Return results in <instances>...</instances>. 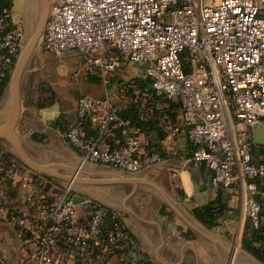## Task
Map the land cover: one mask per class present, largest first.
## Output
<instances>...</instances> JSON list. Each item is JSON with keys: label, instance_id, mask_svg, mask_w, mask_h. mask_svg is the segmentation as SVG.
<instances>
[{"label": "built area", "instance_id": "1", "mask_svg": "<svg viewBox=\"0 0 264 264\" xmlns=\"http://www.w3.org/2000/svg\"><path fill=\"white\" fill-rule=\"evenodd\" d=\"M41 47L57 56L75 53L79 68L105 84L118 76L121 61L138 66L156 92L180 104V125L161 118L168 136L185 135L191 161L206 164L213 185L239 190L243 218L262 226L264 162L255 159L252 129L264 121V0H51ZM22 49V30L6 9L0 92ZM76 115L65 139L85 162L138 174L162 161L137 138L110 141L114 129L134 125L113 98L81 96ZM28 196L39 223L26 228L21 215L6 221L36 234L35 250H23L28 264L100 260L136 247L122 213L75 194L73 185L37 177Z\"/></svg>", "mask_w": 264, "mask_h": 264}, {"label": "crops", "instance_id": "2", "mask_svg": "<svg viewBox=\"0 0 264 264\" xmlns=\"http://www.w3.org/2000/svg\"><path fill=\"white\" fill-rule=\"evenodd\" d=\"M11 1L12 20L17 26L21 27L23 6L30 9V20L37 24L43 0ZM48 2L50 5L51 0ZM43 35L44 32L41 41ZM40 40L36 49H42ZM26 47L27 44L23 43L16 67ZM64 56L69 58L68 67H76L72 77L59 78L56 83H44L40 76L34 75L37 71L32 69L34 55L22 74L20 112L14 135L23 158L8 139L0 138V150L11 155L17 162L14 165L19 168L10 172L9 181L0 182V199L4 204L10 203L9 206L2 205V214L11 219L21 215L26 228L39 223V209L29 200L28 194L37 177H42L62 186L73 185L75 194L95 199L122 213L136 243L134 249L125 248L100 260L86 259L64 264H262L243 247L245 238L254 229L242 216L240 191L213 185L206 164L191 161L192 147L188 138L185 135L174 139L168 136L161 118L165 117L171 125L182 123L177 99L168 103L169 99L156 91L157 98H147L144 94L140 99L144 109L138 115L143 123L135 122L134 115L121 116L130 119L134 125L126 130L114 129L111 133L110 141L113 143L134 137L142 142L144 150L160 153L162 161L141 173L130 174L85 162L82 155L71 148L65 139V131L76 122L79 98L111 97L118 103L115 80L118 76L105 84L99 74H88L79 68L75 53L68 52ZM82 75L86 77L84 87L77 84ZM11 81L12 78L0 97V126L5 125L9 118ZM138 102L131 98L122 101L121 107L127 109ZM148 114L153 115L155 123L146 119ZM254 129L262 131L259 139L264 140V121L255 126L252 133ZM89 132L95 134L93 129ZM253 151L256 161L264 162V146L256 144ZM260 182L264 185V179ZM257 199L264 202L262 188ZM217 200L226 211L217 225L210 228L199 220L195 212ZM262 205L261 223L264 226ZM17 228L20 229L19 238L24 250L33 252L36 234L26 232L25 227ZM23 257L24 251L19 253L13 264H28ZM6 259L8 257L2 255L0 264H7L2 261Z\"/></svg>", "mask_w": 264, "mask_h": 264}, {"label": "rangeland", "instance_id": "3", "mask_svg": "<svg viewBox=\"0 0 264 264\" xmlns=\"http://www.w3.org/2000/svg\"><path fill=\"white\" fill-rule=\"evenodd\" d=\"M29 10L30 9L26 10L25 6H23L21 10L22 19L19 24L21 25L20 28L23 33V43L26 44L30 42L31 36L33 35L32 33L34 32L36 26L34 25V21L30 20ZM39 46L40 44L38 45V47ZM33 55L35 61L33 62L32 69L37 70L34 75L40 76L41 79H43L42 81L44 83H56L58 82L59 78H68L74 76L75 74L74 70H76V67H68L66 65L69 58H66L64 54L57 56L51 53H47L45 50L38 48L33 53ZM117 73L118 77L115 79L117 81L116 93L118 96L117 101L120 106L122 101L126 102L131 98L140 101V99H142L143 97L140 91V87L143 83L140 79L141 69L135 64L123 60L121 61L120 67L117 69ZM144 81L145 83H149L148 80ZM77 84L84 87L86 85V77L83 75L80 76L77 80ZM123 94H125L124 98H122ZM3 153L5 152L0 150V182L2 183L4 182V180L6 182V180L9 179L8 177L10 175V172L15 170L13 167L14 164L11 161H8L7 158H4ZM1 185L2 184L0 183V186ZM4 203L0 199V208H2V205L7 206L8 204L9 206L10 204ZM7 220H9V217H7V219H3V214H1L0 212V259L2 258V255H6L8 259L2 261H5L7 264H13L16 261V257L18 256L19 258V253L21 254L23 252L24 246L20 243V229L7 223Z\"/></svg>", "mask_w": 264, "mask_h": 264}, {"label": "trees", "instance_id": "4", "mask_svg": "<svg viewBox=\"0 0 264 264\" xmlns=\"http://www.w3.org/2000/svg\"><path fill=\"white\" fill-rule=\"evenodd\" d=\"M12 8V1L11 0H0V13H2L4 10H11ZM142 85L140 87V91L142 93V96L145 94L147 98H157V94L155 93V90L152 89L150 82L145 83L144 78L142 75L140 77ZM125 86V84H124ZM5 90L0 92V97L4 93ZM168 103L170 100L167 101ZM120 107V114L123 117H126L128 115H134V121L138 122V124H142L138 119L139 111H141L143 108L142 101H139L138 103L133 104V106L123 109ZM146 118V117H145ZM148 121H152V123H155L153 115L148 114V118H146ZM3 157L7 158L8 161H11L13 164L17 163L14 158L9 155L8 153H3ZM18 165V164H17ZM19 166V165H18ZM261 182L258 181L259 188H262L264 190V185L260 184ZM258 200V199H257ZM261 204H264V202H260ZM226 209L222 205L220 201L213 202L209 204L208 206H205L201 209L196 210L195 214L205 224H207L210 228H213L217 225V222L220 217L223 216ZM254 229V228H253ZM243 247L246 251H248L250 254H252L257 260H259L262 264H264V226H261L259 229H254L253 233L247 236L244 240Z\"/></svg>", "mask_w": 264, "mask_h": 264}, {"label": "water", "instance_id": "5", "mask_svg": "<svg viewBox=\"0 0 264 264\" xmlns=\"http://www.w3.org/2000/svg\"><path fill=\"white\" fill-rule=\"evenodd\" d=\"M50 5L48 0H43V7L41 15L39 16L38 22L34 29L33 35L31 36L30 42L16 67L15 73L12 75V81L10 85V95H11V108L9 112V118L7 119L5 125L0 126V138H6L9 140L10 144L13 145L16 152L22 157L21 152H19V146L17 145V140L14 135V129L16 127L17 119L19 117V86L22 74L32 59L33 53L38 46L39 40L45 30L48 18H49ZM262 135V131L257 132L253 130V138L256 144L264 146V140L259 139ZM23 158V157H22ZM83 199L81 197H75V202L79 203Z\"/></svg>", "mask_w": 264, "mask_h": 264}]
</instances>
